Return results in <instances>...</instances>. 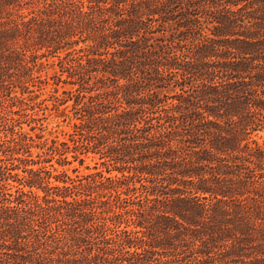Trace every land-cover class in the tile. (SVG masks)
I'll list each match as a JSON object with an SVG mask.
<instances>
[{
  "label": "trees",
  "instance_id": "16d2710c",
  "mask_svg": "<svg viewBox=\"0 0 264 264\" xmlns=\"http://www.w3.org/2000/svg\"><path fill=\"white\" fill-rule=\"evenodd\" d=\"M49 55L79 122L38 142ZM262 129L264 0H0V264L264 263Z\"/></svg>",
  "mask_w": 264,
  "mask_h": 264
},
{
  "label": "rangeland",
  "instance_id": "374dc122",
  "mask_svg": "<svg viewBox=\"0 0 264 264\" xmlns=\"http://www.w3.org/2000/svg\"><path fill=\"white\" fill-rule=\"evenodd\" d=\"M27 12V9H24ZM169 31L165 33L166 36H171L170 34L174 33V37L176 36L178 39L182 38V35L179 37V31L175 29L174 23L167 26ZM172 32V33H171ZM206 32H210L206 30ZM161 33H156V36H160ZM188 37V36H187ZM189 40L193 38L188 37ZM189 44L190 41L184 42V44ZM82 44L74 46L76 48H80ZM61 56L65 55V52L60 53ZM59 58L57 56H44L37 60L34 73L37 76H40L42 79H46L48 84L43 86L44 88L38 89L34 87L35 92L30 94H25L26 101L29 102L31 106H29L26 110L27 113H30L35 120H32L31 125L36 126L34 130H31L30 126L27 123L23 124V128L25 131L30 132L37 141H44L46 139L50 140L53 137H59L61 140L67 139L68 134L73 131V124L79 122L77 118H75V109H73L74 98L67 100L65 104L60 105L59 107H55L53 104L54 97L60 96L65 99H68V94H65V90L75 91L77 89V85L67 84L64 82H60L58 85H55L54 75H61V67L59 63ZM63 79L67 78L66 73L62 75ZM180 89L177 87L174 90H163L162 93H168L169 95H175L179 93ZM85 101H88V97H86ZM170 102H177L174 98L169 99ZM17 107H15L16 110ZM18 109V108H17ZM17 116V115H15ZM251 139L256 140L260 145L264 147V129L255 131L251 134ZM35 152H40L41 150L36 148ZM99 161V156L89 153V155L85 156L84 165H80L77 161L74 162L71 166L66 167L69 173L72 176L75 174L72 172V168H78L80 173H89L92 168L95 166L96 162ZM91 168V169H89ZM115 173V171H114ZM11 184L16 185L11 181ZM15 187L13 186V190ZM256 243L254 244V246ZM253 257H248L245 263L241 261H232L231 264H257L255 255L256 252L253 251ZM259 264V262H258ZM264 264V263H262Z\"/></svg>",
  "mask_w": 264,
  "mask_h": 264
}]
</instances>
